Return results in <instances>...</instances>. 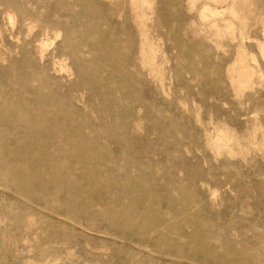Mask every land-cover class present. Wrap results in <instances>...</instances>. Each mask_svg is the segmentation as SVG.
I'll return each mask as SVG.
<instances>
[{
    "label": "rangeland",
    "instance_id": "rangeland-1",
    "mask_svg": "<svg viewBox=\"0 0 264 264\" xmlns=\"http://www.w3.org/2000/svg\"><path fill=\"white\" fill-rule=\"evenodd\" d=\"M0 264H264V0H0Z\"/></svg>",
    "mask_w": 264,
    "mask_h": 264
}]
</instances>
